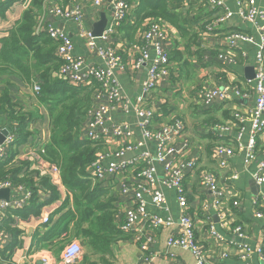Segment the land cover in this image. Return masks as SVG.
<instances>
[{"label":"built area","instance_id":"1","mask_svg":"<svg viewBox=\"0 0 264 264\" xmlns=\"http://www.w3.org/2000/svg\"><path fill=\"white\" fill-rule=\"evenodd\" d=\"M172 1L183 4L189 2ZM225 1L207 0L209 7L218 15L215 14L214 18L205 24L203 32L215 36L222 26L236 17L252 26L258 33L257 68L254 75L255 105L250 111H234L225 122L211 125L208 133L217 138L213 142L210 155L213 168L199 173V185L208 191L211 199L205 198L201 201L199 213L204 216L210 235L219 243L230 242L228 249L233 251L240 261L246 263L254 256L259 263H264V239L252 247L246 242L247 236L243 227L234 223L233 210L238 208L242 197L235 186L239 174L230 165L231 160L242 153V167L244 172L248 171L255 160L257 136L264 131V8L254 6L253 0H237V9L231 12ZM47 2L51 3L50 14L77 26L78 38L85 42L90 54L98 58V61L91 62L87 58L74 56L72 54L74 43L68 34L63 29L44 23L43 18L38 20L36 32L45 31L49 38L56 42L55 53L61 60V65L53 76L77 87L93 88L96 84L92 92V105L87 110L86 120L80 129V138L96 147L87 171L93 182L110 191L116 202L120 203L123 213L118 226L120 231L130 236V241L138 248L145 263L152 264L154 254L151 246L155 242L156 230L172 227L177 223L176 231L170 234L165 242L167 256L174 259V250H187L194 256V264H206L196 237L195 222L187 213L186 173L193 174L199 169L192 151V134L187 132L183 122L175 116L166 121L155 120L156 109L152 94L170 73L169 58L161 51L156 41L157 38L164 37L163 27L160 23H152L140 36L142 43L138 44V41L132 44L133 48H137L134 67H146L143 95L133 100L130 96L124 95L116 78V75L125 69L122 51L114 41L109 43L111 38L117 36L131 9L127 0H107L111 15L100 37H93L91 29L85 28L80 5L72 3L63 8L50 0ZM89 2L91 6L98 8L102 6L104 0ZM252 41V36L245 31L233 32L226 36L224 47L218 54L223 66L234 65L235 60L231 52L236 42ZM149 48L154 51L152 58L148 54ZM30 88L33 95L40 91L36 82ZM196 96L202 105L207 106L215 98L224 102L247 98L248 92L237 86L228 85L222 88H199L196 90ZM131 110L136 118L137 133L132 125L122 118ZM244 122L249 124L246 143L243 142L247 131ZM235 125L237 135L231 139L226 133ZM48 138L49 133L46 138L36 134L35 144L28 149L29 158L23 160L31 162L29 171L39 174L37 180L47 178L50 185L62 194L64 200L69 193L61 183L60 169L43 157L42 146ZM12 141L13 133H9L4 143L0 145V162L7 159V147ZM36 160L40 162L38 166L34 164ZM250 179L258 187L257 194L251 199L253 215L264 218V192L261 191L264 188V159L260 160L255 171L250 174ZM162 187L175 191L177 203L182 211L176 222L170 217L162 216L168 212ZM2 189H9L10 196L8 201L0 200V223L6 210L24 208L32 195L24 185L12 184L9 179L0 180V190ZM38 193L42 196L48 194L42 190H38ZM213 215L217 218L216 222L212 218ZM47 222L48 216L42 215L40 225ZM217 227L221 230H230L228 237H237L242 242L227 239L225 235L221 236ZM82 255L83 248L80 242L74 240L62 250L60 262L76 264ZM228 256L227 253L223 255L224 258ZM39 260L40 264H55L52 255L47 251L40 253Z\"/></svg>","mask_w":264,"mask_h":264},{"label":"trees","instance_id":"2","mask_svg":"<svg viewBox=\"0 0 264 264\" xmlns=\"http://www.w3.org/2000/svg\"><path fill=\"white\" fill-rule=\"evenodd\" d=\"M25 0H0V19L18 2ZM49 0H30L20 18L0 38V120L6 118L12 125L13 141L7 147V159L0 162V180L9 179L12 184H22L32 192L28 205L20 210H6L0 223V232H6L12 240L4 249L5 258L11 257L19 242L21 231L15 227V217H38L41 209L60 198L47 178L35 180L26 160H16L20 147L34 145L37 133L33 126L41 120L37 108L23 110L13 103L10 81L29 86L36 82L40 88L33 95L34 103L42 107L48 118L49 138L42 146L43 157L60 169V179L69 194L62 204L48 216V222L34 232L31 248L34 251L48 250L59 255L67 244L77 240L83 248L81 260L76 264H112L111 246L118 241L129 240L130 236L120 231L115 220L116 199L110 191L90 178L87 167L93 160L96 147L80 138V129L92 105V92L96 87H77L57 80L53 74L61 65L55 53L56 42L45 31L36 32L37 22ZM67 7L73 0H50ZM131 9L118 30V38L132 43L142 24L154 19L173 26L183 41V51L177 48L168 54L171 76L176 72L179 79L187 76L183 68L188 66L184 55L202 57L198 33L204 31L206 23L214 16L210 12L204 21L193 18V6L172 0H127ZM186 6L179 13L176 10ZM202 9L198 8V13ZM225 31L226 28L222 27ZM239 31V29L237 30ZM241 31V30H240ZM196 48V51L193 49ZM183 71V73H182ZM160 117L167 115L164 107ZM206 114V113H205ZM230 118V117H229ZM5 120V121H7ZM209 120L212 121L211 118ZM215 122L212 121L211 124ZM0 122V125H3ZM7 124V125H10ZM212 146L210 148L211 155ZM209 153V148H208ZM48 192L41 203L38 190ZM71 205L69 206V204Z\"/></svg>","mask_w":264,"mask_h":264},{"label":"crops","instance_id":"3","mask_svg":"<svg viewBox=\"0 0 264 264\" xmlns=\"http://www.w3.org/2000/svg\"><path fill=\"white\" fill-rule=\"evenodd\" d=\"M253 2H254V6L264 8V0H253ZM24 3L25 1L15 3L6 12L5 18L0 19V38L4 37L6 35L7 30L12 26V24L20 18L23 10L25 9ZM72 3L81 6V10L84 14V25L86 29H92L93 24L99 20L101 14H104L107 19L110 18L111 10L109 9L107 0H104L102 6L98 8L91 6L89 0H73ZM225 4L226 7L229 9V11L231 12L236 11L237 0H226ZM50 5L51 3L49 2H46L44 4V9L40 16V18H43V22L49 23L53 27H58L60 29H63V31L68 34V36L73 40L74 43V48L72 52L74 56L87 58L88 60H91V62L98 61V58L90 54L89 50L86 48L85 42L78 38L77 26L72 22L61 21L58 18L54 17L52 14H50L49 13ZM188 5H192L194 9L190 16L193 18L200 19L199 22L207 18L210 12H212L213 16L216 14V12L209 7L207 0H190V3ZM185 7L186 6L179 7L176 10V12L179 13ZM198 8L202 9L200 11V14L198 13ZM152 23H160L161 26L163 27L164 37L157 38L156 41L158 42L157 44H159L160 49L164 54H167L168 56V54L171 51H173V49L175 48H177L180 51H183V41L179 37L177 30L171 25H168L166 23H161L159 21H154V19L146 20L142 24L141 28L137 32L135 42L129 44L125 43L123 39L121 40L118 38V34L114 39L111 38L109 40V43H112L114 41L115 45L119 48L120 51H122L123 61L125 63V69L119 72L116 75V78L123 90L124 95L130 96L133 100L136 97L143 95V84L146 80V67L145 66L134 67L135 59L137 58L136 57L137 48H133L132 44L137 43L138 41H139L138 44L142 43L140 40V36L145 31L148 30V28ZM222 27L226 28L225 31L222 30V32H226L227 34L226 36H228L233 32H237V30L239 29V31L240 30L245 31L247 34L251 35L253 41L236 42L235 48L232 49L231 52L235 60L234 65L223 66V64L221 63L223 61L218 58V54L220 50L223 49L224 47V38L226 36L224 38L219 37V35L217 34L220 33L221 31L217 32L216 36H214L213 34H204L203 31H200L198 33V38L200 35H202V39H200L202 49L200 48L198 49L202 50L201 60L198 61L195 55H193L192 57H188L187 55H184V58H186L188 61V66L186 68H183L184 71L187 72L188 74L186 77L183 76L181 78L184 83L192 81L190 79L189 72L192 70L195 76V71L193 69L203 70L205 71L206 75H208L199 81L197 87L194 88L192 91L193 94L190 93V98L195 99L196 103L199 105V112H201V113L197 112L198 114H195V118H197V121L200 122V127H196V130L198 132L195 131V133L197 136L200 135V139L202 140L201 144L196 143L195 133L190 132L187 125L184 124L187 132L192 133V137H193L192 151L194 157L196 158L199 164V169H197L193 174H191L190 172L186 173L185 192H186V199L188 204L187 213L193 218L195 222L196 237L199 242V246L207 261L206 264H259V261L254 256L251 257L246 263L240 261L238 257L235 256L234 252L228 249V244L230 242L219 243L216 239H214L210 235V232L208 231L209 230L208 225L207 222L205 221L204 216L201 213H199V206H200L199 204L201 203V201L205 198L211 199V196L208 193V191L204 189L201 185H199V173L203 170H208L213 168V163L210 159V148L211 146H213V142L217 138L214 135L208 133L212 125L211 122L214 121L215 123H223L229 119V117L232 115L234 111H250L253 109L255 105L254 77L251 81H248L245 78V76L246 73H250V71L249 70L246 71L245 69L251 68L255 75L257 68L256 54L258 51L257 47H258L259 35L252 26L244 23L243 21H241L239 18L236 17ZM97 44L100 45L99 42H97ZM193 50L196 51V48H194ZM222 53H224L223 50ZM148 54L150 58L154 56V51L152 48L148 49ZM169 65L171 68L173 64L169 62ZM214 68H216L215 72L209 71ZM170 73L169 76L162 81V83L154 91V93L156 91L162 90V94L166 93L167 96L169 97L171 96V90L175 86L171 85L170 82L168 83ZM214 77L216 78V80L213 81ZM10 82H11L10 84L13 85L10 88L13 103H15L18 106H22V109L25 111L31 110L33 108L38 109L39 114L41 115V120H39L32 128L33 130H36L38 134L46 138L49 133L48 118L45 110L42 107L35 105L34 103L35 99L33 97L31 88L29 86H23L18 82H13V81ZM228 85H234L239 87L241 90L247 91L248 97L244 99L242 98L235 99L234 101H230V102H224L221 101L219 98H215L210 103V105L207 106L202 105L198 101V98L196 96L197 89L215 88V87L222 88ZM152 97H153V101L155 102L156 121L158 122L166 121V119L175 116V115H169L168 117L169 113L166 110L165 102L160 101V98L155 99L154 95ZM168 102H171V100H168ZM162 107L165 108L167 113V115H165L164 117L159 116L161 114L160 111ZM112 114L115 115L113 112ZM175 117L178 118L177 116ZM122 118L128 121L129 124L132 125L135 133L138 132V127L136 125V118L132 110L127 116H122ZM209 118H211L212 121L209 120ZM5 120L7 119L3 118V120H0V122L4 123L3 125L0 126L7 129L9 133L12 134V125L8 120L7 121ZM194 125L197 124L195 123ZM243 125L247 130L243 137V142L246 143V140L248 138L249 124L248 122H244ZM236 127H237L236 125L232 126L231 130L228 133H226L231 139H234V137L237 135ZM257 137L258 138L256 141L255 160L249 166L248 171L244 172L243 170L242 153L237 154V156H235L230 162L231 167L235 169V171L238 172L239 174V179L235 186L237 187L238 191L241 192V197H242L238 208L233 210L232 217L235 224L243 227L247 236L246 242L252 247L258 244L262 238L264 239V218L254 217L251 207V199L253 196L257 194L258 187L255 185L256 193L253 194L252 189H250V185H251L250 174L255 171L256 166L260 162V160L264 159V131L260 133ZM30 146L31 145H24L20 147L16 160L23 161V159L29 158L28 149L30 148ZM208 148H209V153H208ZM26 161L30 167L31 162L29 160ZM202 162L205 163L206 167H202L201 165ZM39 163H40L39 160H36L34 162L35 166H38ZM33 173L36 176L35 180H37L39 174L37 172H33ZM162 191L165 194L167 206H168V212L163 213L162 216L165 218L170 217L172 218V220L176 222L179 219L182 211L177 203L175 191L173 189H167L164 187H162ZM261 191L264 192V188H262ZM47 196L48 194H44L42 196L41 193H38L37 203L43 202V200ZM62 202H63V196L62 194H60V198L58 200L54 201L51 205L45 206L41 209V212L38 217L33 215H30L27 218L16 216L14 224L15 227L21 231L19 235V242L16 244L15 248L13 249L11 257L8 258L3 257V255L7 256L3 254V251L4 249L6 250V247L12 240V237L6 232L3 233L0 232V264H40L39 262L40 253L43 251H47L52 255L55 264H61L60 262L61 253L59 255H55L52 252L44 249L39 251H34V249L31 248V241H32L31 237L34 234V232L41 226L40 225L41 216L51 215L54 212V210L57 209L62 204ZM70 205L71 203L69 204V206ZM115 205L118 209L115 218L118 223L117 226H119L123 218V213L121 207L119 206L120 203L116 202ZM176 229H177V223H175V225L172 227L158 228L156 230L154 236L155 242L151 246V250L154 254V256H152L153 259L152 264H173V263L194 264L195 263L194 256L192 255L191 252L187 250H180V249L174 250L173 251L175 255L174 259L169 258V256H167V254L165 253L166 252L165 242L168 236L174 233ZM217 231L220 233L221 236L225 235L227 239L228 236H230L229 234L230 230L228 231L221 230L219 227H217ZM111 252L114 257L112 264H147L142 259V256L139 253L138 248L130 241V239L115 242L111 246ZM225 253L229 255L227 258L223 257Z\"/></svg>","mask_w":264,"mask_h":264},{"label":"rangeland","instance_id":"4","mask_svg":"<svg viewBox=\"0 0 264 264\" xmlns=\"http://www.w3.org/2000/svg\"><path fill=\"white\" fill-rule=\"evenodd\" d=\"M217 15L218 14L216 13V16ZM205 20H206V18L204 19V21ZM217 35H219V37L224 38L227 34H226V32H222V30H221V32L218 33ZM215 36H216V34H215ZM200 39H202V35L199 36V40ZM193 70L195 71V76H194L192 70L189 72L190 79L193 82L191 81V82H187V83H184L182 79H179L178 76L176 75L177 74L176 72H174L172 76L170 73L168 83L170 82L171 85L175 86L171 90V96L170 97L167 96L166 93L162 94V90L156 91L155 93L152 94V96L154 95L155 99L160 98V101L165 102L166 110L169 113L168 117H169V115L177 116L178 119H180L183 122V124L187 125L190 132L195 133V131L198 132L196 130V127H200V122L197 121V118H195V114H198L197 112H199V105L196 103L194 98H190V93L193 94L192 91L194 88L197 87V85L199 84V81L208 75H206L205 71H203V70H199V69H196V70L193 69ZM215 70H216V68L209 70V71L215 72ZM217 74H218V72H217ZM229 74H231V73H229ZM214 80H216L215 77L213 78V81ZM182 84H184V85H182ZM168 100H171V102H168ZM199 113H201V112H199ZM195 123L197 125H194ZM195 137H196V140H195L196 143L201 144L202 140L200 139V135L197 136L195 133ZM201 165H202V167H206L204 162H202ZM208 170H211V169H208ZM203 171H205V170H203Z\"/></svg>","mask_w":264,"mask_h":264},{"label":"water","instance_id":"5","mask_svg":"<svg viewBox=\"0 0 264 264\" xmlns=\"http://www.w3.org/2000/svg\"><path fill=\"white\" fill-rule=\"evenodd\" d=\"M29 3V0H27V2L25 3V5H27ZM108 22V19L106 18V16L104 14L100 15V18L97 22H95L93 24V27L91 29V34L93 37H100L104 28L106 27ZM246 71L249 70L250 73H246L245 78L248 81H251L254 77V72L251 68H246ZM9 135V131L5 128H0V145H2L6 139V137ZM250 189H252V193L255 194L256 190H255V184L254 181H250ZM9 195H10V190L9 189H2L0 190V200H5L8 201L9 200ZM214 222L217 221V218L215 215L212 216ZM230 240L236 241V242H242L239 238L237 237H228ZM259 264H264V263H259Z\"/></svg>","mask_w":264,"mask_h":264},{"label":"clouds","instance_id":"6","mask_svg":"<svg viewBox=\"0 0 264 264\" xmlns=\"http://www.w3.org/2000/svg\"><path fill=\"white\" fill-rule=\"evenodd\" d=\"M26 8V7H25ZM10 196V195H9Z\"/></svg>","mask_w":264,"mask_h":264}]
</instances>
